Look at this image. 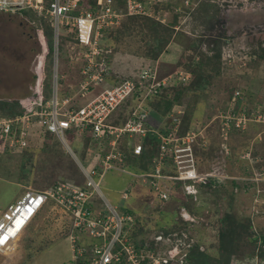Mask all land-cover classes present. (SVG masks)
I'll return each mask as SVG.
<instances>
[{
    "label": "rangeland",
    "instance_id": "rangeland-1",
    "mask_svg": "<svg viewBox=\"0 0 264 264\" xmlns=\"http://www.w3.org/2000/svg\"><path fill=\"white\" fill-rule=\"evenodd\" d=\"M141 1L148 7L153 6L151 10L157 7L156 13L167 8L170 19L167 24L173 22V25L160 35L162 39L170 38L167 42H158V49L154 48L150 32L141 27L143 18L124 17L122 26L116 28L111 38L108 36L103 40L114 78L138 80L141 73L150 67L157 80L173 78L175 83L171 82V85L176 87L186 84L179 95L169 88L162 97L168 93L166 97L173 100L170 113L181 116L189 125L191 123L188 129L201 130L209 142L205 147H196L197 157L206 163L208 158L213 162L215 157L221 156V140L217 135L221 115L237 110L231 102V91L240 87L243 92L240 95L241 104L259 109L264 107V61L250 56L257 51V47L264 46V0H225L230 8L224 7L228 6L224 0H211L224 5L220 9L222 16H218L217 3L210 11L206 9L204 3L208 0ZM171 6L178 7L177 10L182 12L181 19L173 21ZM216 9L218 13L214 17L212 13ZM21 13L27 17L0 12V101L24 99L35 84L32 75L42 53L39 28L44 29L47 24L36 20L30 9ZM245 15L247 17L243 19ZM221 43L224 48L218 74L211 71L206 74L196 60H191L195 56L200 59V50L210 55L208 48ZM170 50L173 52L171 58ZM158 66L166 75L159 74ZM58 71L59 76L62 72L67 73L62 51ZM184 75L188 77L180 80ZM62 84L60 80V91ZM86 100L88 97L82 103ZM82 103L79 105L82 106ZM127 107L129 110L131 104ZM158 107L161 113L163 107L161 104ZM126 110L121 115H126ZM152 115L151 120L154 118L155 123L160 122L158 114L153 112ZM252 124L255 123L247 124L245 129L234 132L231 138L227 137L225 145L229 147V142L234 145L232 157L227 162L231 179L218 182V187L214 189L192 186L190 194L171 195L162 201L142 178L112 169L102 178V195L120 210L130 208L148 235H158V229L177 215L186 213V221H190V225H186L187 231L199 237L202 261L212 264H263L264 125ZM35 137L38 136L34 134L30 139ZM30 139L23 150L25 152L1 149L0 213L25 190L49 188L55 179L59 181L60 178H56L59 175L69 177L76 184L84 183L83 171L75 157L85 167L90 165L86 164L84 152L78 149L76 142L68 139L72 154L55 135L35 138L34 142ZM199 166L203 170L205 163H199ZM125 169L136 173L135 168ZM123 192L128 193L127 198L122 197ZM56 217L48 210L41 211L8 250L0 251V264H65L69 261L70 236L68 232L60 231L63 224L59 227ZM226 226L230 227V231H226ZM80 240L87 244L90 237L85 235Z\"/></svg>",
    "mask_w": 264,
    "mask_h": 264
},
{
    "label": "built area",
    "instance_id": "built-area-1",
    "mask_svg": "<svg viewBox=\"0 0 264 264\" xmlns=\"http://www.w3.org/2000/svg\"><path fill=\"white\" fill-rule=\"evenodd\" d=\"M177 8L175 12L182 13ZM26 9L33 11L36 20L45 21L52 31L51 97L42 108L34 107L27 113L0 118V153H3L1 149L21 152L31 136L43 137L47 132L68 147L66 132L70 130L79 134L90 131L98 145L90 154L89 168L79 163L85 177L83 184L59 180L43 190L29 189L1 212L0 251L8 250L12 245L5 232L13 222L21 218L25 225L39 207L49 201L61 208L69 220L71 259L65 264H189L187 257L194 241L187 231L133 235L136 228L134 216L112 205L102 195L100 184L107 171L118 169L128 172L124 151L118 148L119 141L127 138L131 142L133 139L130 151L139 155L147 133L156 134L158 153L152 158L151 170L130 173L145 180L161 200H167L171 194L162 187V181L189 182L187 188L190 190L209 177L217 183L228 179L225 155L229 148L225 144L229 132L244 129L250 123L264 125V107L236 114L231 110L221 115V125L218 126L221 156L215 157L201 170L196 147H205L208 141L200 129L181 132V116L171 113L170 121L159 127H150L146 123V101L161 88L175 82L173 78L157 80L149 67L138 80H119L103 88L82 106L75 102L76 97L84 96L92 86L103 83L111 74L110 59L103 41L106 35L118 27L124 17L152 15L141 0H0V12L27 17L21 13ZM159 15L156 19L165 22L166 16ZM31 22L34 23L33 20ZM62 46L71 67L83 76L70 94H61L59 90L60 79L66 77L65 74L59 76L58 71ZM183 77L188 76L179 79L184 80ZM242 93L241 89L235 90L231 102L236 103ZM128 99H132L133 105L127 110V118L116 124L113 113ZM161 127L165 131H160ZM127 194L123 192L122 196L125 198ZM75 233L80 238L89 236V242L84 244ZM262 262L264 264V259Z\"/></svg>",
    "mask_w": 264,
    "mask_h": 264
},
{
    "label": "trees",
    "instance_id": "trees-1",
    "mask_svg": "<svg viewBox=\"0 0 264 264\" xmlns=\"http://www.w3.org/2000/svg\"><path fill=\"white\" fill-rule=\"evenodd\" d=\"M216 3H215V1H211V0L209 1L208 0L206 3H204V5H205L206 9H208L210 11L211 8L212 9L214 8ZM225 4H227V3H225ZM217 5L219 6L217 8L218 12H219L218 16H222L220 9L224 5H220L218 3H217ZM224 7L228 8V6H224ZM217 9L212 13V16L213 15H214V17L216 16V14L218 13ZM150 10H151V8H150ZM156 10H157V7H154L151 10L153 12L152 14H157ZM128 17H134V18L142 17L143 18V21L141 23L142 24L141 27L143 29L145 27L146 31L150 32L151 40H153L152 44L154 46H156V44L158 42L160 43L161 41H164V40L167 42L169 40V38H170L169 36L167 38L162 39V36L160 35V33L164 32L168 28L169 29L172 28L171 26L173 25V22H171L170 24H163L162 22L157 20L154 16H147V15H132V16H128ZM173 17H174L173 21H175L178 18V14H174ZM123 23H124V18L122 19L121 26ZM45 26L46 27L41 31V35H40V37L42 39L41 58L39 59V62L36 64V67L34 70L35 73L32 75V78L34 79V82H35L34 89L32 91H30L28 96H26L24 99L0 101V117L1 116L12 117V116H16L19 114L27 113V112L31 111L34 107L42 108L44 106L45 102L51 97V94H50L51 93V73H50L51 67H50V65H51V57H52V31L48 25H45ZM120 27H118V28H120ZM117 29L111 31L108 34V36H110L109 38H111L112 33L116 32ZM108 36H107V38H108ZM158 46H156L154 48H157ZM223 48L224 47H223L222 43L218 46L216 45L215 47L208 48V51H210V55L207 51H204V50L201 51L200 50L199 51L200 59L197 60V58H195L196 57L195 56V57L191 58V60L193 62H194V60H196L197 65L206 74H208L209 71L214 72V74H218V71L220 70V69L218 70V68L220 67L219 61L222 58ZM159 51L160 50L156 51L155 53H157ZM250 56H254V57L257 56V57H259V59L261 61H264V46L263 47L262 46L257 47V51H254L253 53H251ZM62 57H63V62L65 63L66 68H67V73H66V77L64 79H60V80H62V83H63L60 93L61 94L62 93L70 94V93H73L74 90L77 88V86H78L80 80L83 78V76L80 74L79 71H77L71 67V64L69 63L68 58H66L65 55H62ZM218 64H219V66H218ZM183 69H185V68L183 67ZM193 70H195V69H193ZM123 79H125V78H122V80ZM193 81H194V79L192 80V82ZM70 83H71V87H69ZM183 85H186V84H183ZM183 85H181V86L179 85L177 87L175 85L172 87L169 86L168 88H166V87L161 88L155 96H153L150 100L146 101L145 106L149 110L155 112L156 114L166 117L170 113V110H171L172 104H173V100L168 99L166 97V95L168 93L165 95V97H162L164 95V93L166 92L165 90L171 88L170 89L171 91L174 90L175 94L178 92L177 94L179 95L180 91H182V88L186 87ZM237 89H241V88L235 87L231 91V94L233 95V92ZM232 95H231V97H232ZM132 102H133L132 99H128L124 102V104H122L120 111L117 112V114L114 118V121L116 124L122 123L123 121L126 120L127 115H125V114L121 115V114L126 110V108H125L126 103L128 106V104H130ZM241 102H242V100L238 99L236 101V103H234L237 106V110L234 109L232 111L234 114H236L239 111H243V110L248 111V110L252 109V107L241 104ZM159 104H161V107H163V108H161V113H160V111H158ZM167 120H168L167 121V123H168L170 121V118H168ZM181 120H182V123H181L180 131L184 132V130L191 127V123L189 125V124L185 123V120L183 118ZM252 125H257V123L252 124ZM238 130L239 129H232L229 132V135H228L229 138H231V135L234 132H237ZM160 131L163 132V131H165V129L161 127ZM217 133H218V131H217ZM51 134L52 133H50V132L45 133L46 138H49L50 136H52ZM217 135L219 136V133ZM66 136L68 137L67 138L68 142H69V140H68L69 138L71 139L72 142H74V140H80L83 143L84 148L87 150L88 153L94 151V148L98 145V142L96 141L95 137H93V135L91 134L90 131L85 132L83 134H81V133L79 134L75 130H72V131L70 130V131L66 132ZM208 139H209V136H208ZM125 140H127V142H125L123 144V142ZM219 140H221L220 137H219ZM132 141H133V139H131V142H130V141H128L127 138H125V139L120 140L119 144H118V148L120 150L124 151L123 153L125 156L124 157L125 165L129 168L130 167L135 168L136 171H141V170L142 171H149V170H151L152 158L155 155H157V153H158L157 152L158 151L157 150L158 145H159L158 137L156 136L155 133H152V132L147 133V135L143 139L142 151L139 155H134L130 151V147L132 146ZM228 145H229V147H228L229 151L225 155L226 163L228 162L230 157H232L233 146H234L233 142H229ZM199 159L200 158H198V164L199 163H205L204 168L207 167V163L205 161H201ZM207 160H209V162H210L209 158ZM225 169L227 170V164H226ZM232 180H234V179H232ZM161 185L163 188L165 187V189L174 197H176L180 193L190 194L189 188H187V185L190 186L189 182L165 180V181H162ZM196 186H197V188L200 186L201 187L205 186V187H208V189L210 187V190L212 188L214 189V188L218 187L217 182L210 177L206 178L202 184H198ZM125 211L133 214V211L130 208H126ZM189 222L186 221V218L182 214H179L170 223H168L167 225H164L163 227L158 229L156 232L158 234L159 233L168 234L172 231H179L180 232L183 229L185 231H187L186 225H190ZM226 228H227L226 231H230L229 226H226ZM143 229H144V227L139 222V220H137L136 221V228L134 229L133 235L147 232V231H145V229L143 231ZM231 231H233V228L231 229ZM188 233H189V235H192L190 231ZM195 238H197V239H195V242H194V244L190 250V253L188 254V257H187L188 263L189 264H212V263H209L208 261H202L201 260V258H200V252L201 251L199 250V246H200L199 245L200 244L199 237H197L195 235Z\"/></svg>",
    "mask_w": 264,
    "mask_h": 264
},
{
    "label": "clouds",
    "instance_id": "clouds-1",
    "mask_svg": "<svg viewBox=\"0 0 264 264\" xmlns=\"http://www.w3.org/2000/svg\"><path fill=\"white\" fill-rule=\"evenodd\" d=\"M225 1V0H224ZM151 3V2H150ZM225 3H227V5H228V8H230V6H229V3L227 2V1H225ZM224 3V4H225ZM221 5V4H220ZM149 10H150V7H148V6H146ZM171 7H173V6H171ZM167 8H165V9H160L159 11H157V14L156 15H151V16H154L155 18L157 17V15H159V14H163V15H165V16H167L168 14H169V11H167L166 10ZM170 10L171 11H173L174 12V14H178V19H181V17H183V16H181V14L182 13H178V12H175V8L173 7V8H170ZM151 11V10H150ZM3 13V12H2ZM5 13V12H4ZM153 12L151 11V14H152ZM6 14H8V15H17L18 13H6ZM19 15V14H18ZM148 16V15H147ZM159 16H162V15H159ZM23 17V16H22ZM128 17V16H127ZM158 20V19H157ZM170 20V19H169ZM160 21V20H159ZM122 22V21H121ZM161 22V21H160ZM162 23H165V22H162ZM168 22H166L165 24H167ZM121 26V24L118 26V27H120ZM118 27H116V28H118ZM116 28H114L113 30H115ZM112 30V31H113ZM109 34V33H108ZM108 34L106 35V37L108 36ZM106 40V39H105ZM61 51H62V55H65V57L67 58V56H66V53H65V51H64V47L62 46L61 47ZM108 56V55H107ZM109 57V56H108ZM110 59V58H109ZM51 63H52V57H51ZM70 63V62H69ZM111 65V64H110ZM51 67H52V64H51ZM111 73H112V69H111ZM61 74H65L66 75V72H62ZM156 75V74H155ZM111 76V74L109 75V77ZM156 78H157V76H156ZM51 79H52V73H51ZM108 79V78H107ZM106 79V80H107ZM125 79H130V78H125ZM105 80V81H106ZM119 80H122V79H120V78H118L115 82H113V83H111V84H108V85H106L105 87H109V86H111V85H113L114 83H116L117 81H119ZM124 80V79H123ZM133 80H137L136 78L135 79H133ZM104 81V82H105ZM175 83V82H174ZM71 84V83H70ZM35 85V84H34ZM174 85V84H173ZM169 86H172V85H169ZM168 86V87H169ZM104 87V88H105ZM93 86L91 87V89H90V91L87 93V94H85L84 96H80V97H76V99H75V102H76V104L79 106V104L80 103H82V102H80L81 100H83L85 97H87L89 94L91 95V97H89L88 96V100H86L85 102H83L82 104H85V103H87V102H89L90 100H92L95 96H96V94L99 92H96V93H93V94H91L90 92L93 90ZM34 89V88H33ZM32 91V90H31ZM101 91V90H100ZM131 104V106L133 105V102L132 103H130ZM120 108H121V106L119 107V108H117L116 109V111L113 113V119L115 118V116H116V114H117V112H119L120 111ZM125 108H127V110H128V107H127V103H126V105H125ZM127 112V111H126ZM151 112H153V111H151V110H149L148 109V117H147V121H148V118H149V116L151 115ZM156 114V113H155ZM126 115H127V113H126ZM160 116V115H159ZM8 117H10V116H8ZM161 117H163L166 121L165 122H167L168 120V118H170V116H169V114L166 116V117H164V116H161ZM0 118H7V116H1ZM147 121H146V123H147ZM68 132V131H67ZM52 136L54 135V134H51ZM44 136H46V135H44ZM37 138H39V137H37ZM41 138H42V136H41ZM31 140V139H30ZM209 140V139H208ZM66 142H67V144H68V147H66L65 145V149L68 151V152H70V153H72V154H74L73 153V151H71V148H70V146H69V142L67 141V139H66ZM209 142V141H208ZM22 152V151H21ZM87 159H88V161H89V159H90V156H88L87 157ZM197 159H198V157H197ZM76 161H78V165L80 166V164L79 163H81V162H79V160H77L76 159ZM87 161V162H88ZM82 164V163H81ZM87 164V163H86ZM207 164H209V163H207ZM199 165V164H198ZM200 167V166H199ZM126 168H128L127 166H126ZM128 171V173H130V172H132V171H130V170H127ZM124 172H126V171H124ZM136 173L138 172V171H135ZM134 173V172H133ZM131 174V173H130ZM132 175V174H131ZM231 176V175H230ZM231 179V178H230ZM54 185V184H53ZM79 185H81V184H79ZM30 189H33V188H30ZM27 190H29V189H27ZM27 190H25V192L27 191ZM33 190H38V189H33ZM24 192V193H25ZM24 193L18 198V199H20V198H22V196L24 195ZM123 194V193H122ZM127 196H128V194H127ZM123 197V196H122ZM124 198V197H123ZM125 198H127V197H125ZM17 199V200H18ZM16 200V201H17ZM15 201V202H16ZM162 201H165V200H162ZM15 202H10L9 204H11V203H15ZM8 204V205H9ZM7 205V206H8ZM7 206H6V208H7ZM46 206H55V207H57L56 205H53V203H51V202H49V201H47V202H45L44 204H42V206H40L39 207V209L35 212V214L30 218V220H28L27 221V223L24 225V223H25V221H21L22 219L21 218H18V219H16L14 222H13V226L10 228V229H8L6 232H5V234L7 235L6 237L8 238V239H11V244H13L15 241H17L19 238H20V234L22 233V231L30 224V222L31 221H33V219L39 214V212H41L43 209H44V207H46ZM5 208V209H6ZM57 208H59V207H57ZM4 209V210H5ZM3 210V211H4ZM124 210H126V209H124ZM3 211H1V212H3ZM1 214V213H0ZM132 214V213H131ZM184 217H185V214L186 213H181ZM65 215V214H64ZM133 215V214H132ZM66 216V215H65ZM134 216V215H133ZM186 218V217H185ZM134 219L137 221L138 219H136V217L134 216ZM24 225V226H23ZM68 229H69V227H68V223H64L63 225H62V227H61V229H60V231L61 232H68ZM189 234V233H188ZM190 237H192L193 238V241L195 242V237L194 236H192V235H189ZM5 237V238H6ZM194 242H193V244H194ZM193 244H192V246H193ZM71 259V258H70ZM69 259V260H70ZM68 262V261H67ZM66 262V263H67Z\"/></svg>",
    "mask_w": 264,
    "mask_h": 264
},
{
    "label": "crops",
    "instance_id": "crops-1",
    "mask_svg": "<svg viewBox=\"0 0 264 264\" xmlns=\"http://www.w3.org/2000/svg\"><path fill=\"white\" fill-rule=\"evenodd\" d=\"M153 7V6H152ZM152 7H150V8H152ZM160 15H163V14H160ZM245 17H247L246 15L245 16H243L242 18L243 19H246ZM169 21V14L166 16V21H165V23L166 22H168ZM165 23H163V24H165ZM170 52H172L171 50H170ZM173 55V52L169 55L170 56V58H171V56ZM146 59V58H145ZM168 61V60H167ZM146 62H147V60H146ZM145 62V63H146ZM148 63V62H147ZM164 63H166V61H164ZM158 72H159V74H162L161 73V66L159 67L158 66ZM162 75H166V74H162ZM118 79V78H117ZM116 78H114V75H113V70H112V73H111V76L110 77H108V79L105 81V82H103V83H100V84H95L93 87V90L90 92L91 94H93V93H96V92H98V91H100V87L102 86V87H105L106 85H108V84H111V83H113V82H115L116 80H117ZM93 92V93H92ZM89 97H91V95L89 94L88 95ZM87 96V97H88ZM80 102H82V100L80 101ZM153 114V112H151V115L150 116H153L152 115ZM150 116H149V118H148V122H147V125L148 126H150V127H159L160 126V124H162L163 122H165L166 120L163 118V117H161L160 116V122H157V123H155L154 122V118L151 120V118H150ZM159 116V115H158ZM155 117V116H154ZM157 118V117H156ZM33 129H34V127H33ZM35 138H37V137H35ZM31 139L30 140V142H34L36 139ZM74 142H76L77 143V146H78V149L80 150V151H82V152H84V154H83V156L87 159V157L88 156H90V153H88L87 152V150L84 148V145H83V143L80 141V140H74ZM125 142H127V140H125L124 142H123V144L125 143ZM82 144V145H81ZM23 152H25V151H23ZM75 159H77L76 157H75ZM78 160V159H77ZM87 161H88V159H87ZM56 178H60L59 180H64V181H71L70 180V178L69 177H67V176H62V175H59V176H57ZM73 180V179H72ZM58 180H56L55 179V182L54 183H56ZM75 181V180H74ZM76 182V181H75ZM54 209H55V211H54ZM45 210H48V212L51 214V212H52V214L53 215H57V217L55 218L56 220H58V223H57V225L60 227L61 226V224H64V223H68L69 222V220H67V217L64 215V212H63V210L61 209V208H57V207H55V206H46V207H44V209L42 210V212L43 211H45ZM41 212H39V214H40ZM39 214L37 215V216H39ZM37 216L35 217V218H37ZM35 218L33 219V221L35 220ZM31 223V222H30ZM27 229V227L22 231V233L25 231ZM61 229V228H60ZM22 233L20 234V236L22 235ZM70 258H71V254H70Z\"/></svg>",
    "mask_w": 264,
    "mask_h": 264
},
{
    "label": "flooded vegetation",
    "instance_id": "flooded-vegetation-1",
    "mask_svg": "<svg viewBox=\"0 0 264 264\" xmlns=\"http://www.w3.org/2000/svg\"><path fill=\"white\" fill-rule=\"evenodd\" d=\"M22 22V21H19V23Z\"/></svg>",
    "mask_w": 264,
    "mask_h": 264
}]
</instances>
